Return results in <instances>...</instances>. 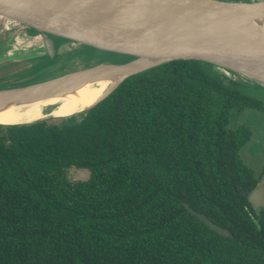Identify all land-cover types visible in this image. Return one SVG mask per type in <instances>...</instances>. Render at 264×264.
I'll use <instances>...</instances> for the list:
<instances>
[{
	"label": "trees",
	"instance_id": "trees-1",
	"mask_svg": "<svg viewBox=\"0 0 264 264\" xmlns=\"http://www.w3.org/2000/svg\"><path fill=\"white\" fill-rule=\"evenodd\" d=\"M225 78L169 63L79 121L0 126V264H264V209L249 202L261 177L241 156L252 131L228 127L264 104Z\"/></svg>",
	"mask_w": 264,
	"mask_h": 264
},
{
	"label": "water",
	"instance_id": "water-1",
	"mask_svg": "<svg viewBox=\"0 0 264 264\" xmlns=\"http://www.w3.org/2000/svg\"><path fill=\"white\" fill-rule=\"evenodd\" d=\"M255 17L264 23V0H0V66L50 57L52 67L63 57H77L81 46L90 47L93 54L117 52L130 57L122 63L102 62L79 71L56 72L35 83L0 88V102L20 105L51 96L68 79L104 71L122 73L94 104L80 112L50 115L59 104L47 105L40 108L45 116L38 120L0 122V126L79 117L128 78L179 61L212 64L264 88V27L240 28ZM55 38L68 43L57 48ZM140 59L147 63L135 66ZM54 80L56 84L46 88ZM249 202L256 210L264 209V176ZM185 207L210 229L232 237L207 216Z\"/></svg>",
	"mask_w": 264,
	"mask_h": 264
},
{
	"label": "rangeland",
	"instance_id": "rangeland-1",
	"mask_svg": "<svg viewBox=\"0 0 264 264\" xmlns=\"http://www.w3.org/2000/svg\"><path fill=\"white\" fill-rule=\"evenodd\" d=\"M55 40L57 48H60L68 43L66 40L61 38H55ZM1 44L3 43L0 42V45ZM78 53L79 55L77 57L72 55L69 58H61L58 64L55 63L56 65L54 64L52 67H49L48 65L54 61L50 57L34 60L33 62L4 64L0 66V88H10L35 83L53 75L56 72L64 74L66 72L79 71L102 62L122 63L126 62L130 58L126 54H118L117 52L93 54L90 47L87 46H81ZM204 68L207 70L211 69L209 65H204ZM227 74V78H225L226 85L255 97L264 104L263 87L239 75ZM71 119L79 121L81 120V117H73ZM57 121L60 122L62 120ZM68 121L65 120L64 122ZM241 125L249 126L252 131L250 141L241 150L242 159L254 170L256 176L262 177L264 175V112L254 109H247L241 113L232 111L228 127L235 129ZM88 175V170L73 169L70 177L73 180H77L85 179Z\"/></svg>",
	"mask_w": 264,
	"mask_h": 264
},
{
	"label": "bare ground",
	"instance_id": "bare-ground-1",
	"mask_svg": "<svg viewBox=\"0 0 264 264\" xmlns=\"http://www.w3.org/2000/svg\"><path fill=\"white\" fill-rule=\"evenodd\" d=\"M262 27H264V23L258 17L240 25L241 29L250 30ZM146 63V60L140 59L135 63V66H142ZM107 72L104 71L78 79H68L58 91L39 101L27 102L20 105L0 102V122L18 123L38 120L45 116L40 108L47 105L59 104L50 115L70 116L80 112L94 104L105 88L122 75L121 71H115L111 74ZM56 82L57 80L49 82L46 88L53 87ZM261 83L264 84V80Z\"/></svg>",
	"mask_w": 264,
	"mask_h": 264
},
{
	"label": "flooded vegetation",
	"instance_id": "flooded-vegetation-1",
	"mask_svg": "<svg viewBox=\"0 0 264 264\" xmlns=\"http://www.w3.org/2000/svg\"><path fill=\"white\" fill-rule=\"evenodd\" d=\"M264 176V175H263ZM263 176L260 178V180L263 178ZM256 210V209H255Z\"/></svg>",
	"mask_w": 264,
	"mask_h": 264
},
{
	"label": "built area",
	"instance_id": "built-area-1",
	"mask_svg": "<svg viewBox=\"0 0 264 264\" xmlns=\"http://www.w3.org/2000/svg\"><path fill=\"white\" fill-rule=\"evenodd\" d=\"M226 74H227V72H226ZM228 75V74H227Z\"/></svg>",
	"mask_w": 264,
	"mask_h": 264
}]
</instances>
